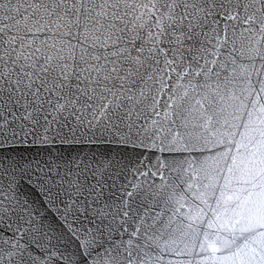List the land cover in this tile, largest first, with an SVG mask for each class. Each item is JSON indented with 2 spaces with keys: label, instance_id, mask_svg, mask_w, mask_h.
Wrapping results in <instances>:
<instances>
[{
  "label": "snow or ice",
  "instance_id": "obj_1",
  "mask_svg": "<svg viewBox=\"0 0 264 264\" xmlns=\"http://www.w3.org/2000/svg\"><path fill=\"white\" fill-rule=\"evenodd\" d=\"M0 264H264V0H0Z\"/></svg>",
  "mask_w": 264,
  "mask_h": 264
}]
</instances>
